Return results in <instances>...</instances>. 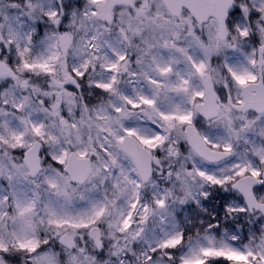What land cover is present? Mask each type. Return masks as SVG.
Here are the masks:
<instances>
[{"label":"snow or ice","instance_id":"6c2138e0","mask_svg":"<svg viewBox=\"0 0 264 264\" xmlns=\"http://www.w3.org/2000/svg\"><path fill=\"white\" fill-rule=\"evenodd\" d=\"M0 264H264V0H0Z\"/></svg>","mask_w":264,"mask_h":264}]
</instances>
